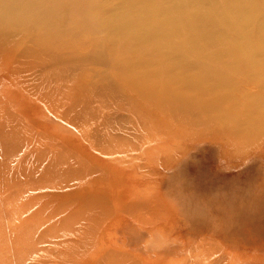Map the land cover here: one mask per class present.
<instances>
[{"label": "rangeland", "instance_id": "rangeland-1", "mask_svg": "<svg viewBox=\"0 0 264 264\" xmlns=\"http://www.w3.org/2000/svg\"><path fill=\"white\" fill-rule=\"evenodd\" d=\"M45 27L0 28V264H264V68L191 103Z\"/></svg>", "mask_w": 264, "mask_h": 264}, {"label": "bare ground", "instance_id": "bare-ground-1", "mask_svg": "<svg viewBox=\"0 0 264 264\" xmlns=\"http://www.w3.org/2000/svg\"><path fill=\"white\" fill-rule=\"evenodd\" d=\"M55 21L83 24L128 72L191 103L217 105L236 74L264 68V0H0V28L45 35ZM253 106L264 120V100Z\"/></svg>", "mask_w": 264, "mask_h": 264}]
</instances>
